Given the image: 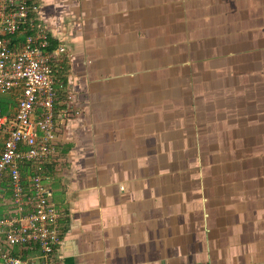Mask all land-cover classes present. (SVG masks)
Masks as SVG:
<instances>
[{
  "label": "crops",
  "instance_id": "0c3cea01",
  "mask_svg": "<svg viewBox=\"0 0 264 264\" xmlns=\"http://www.w3.org/2000/svg\"><path fill=\"white\" fill-rule=\"evenodd\" d=\"M34 1L65 45L51 264H264V0Z\"/></svg>",
  "mask_w": 264,
  "mask_h": 264
},
{
  "label": "built area",
  "instance_id": "2783aa9c",
  "mask_svg": "<svg viewBox=\"0 0 264 264\" xmlns=\"http://www.w3.org/2000/svg\"><path fill=\"white\" fill-rule=\"evenodd\" d=\"M64 52L51 45L36 1L0 0V93H16L14 110L0 113V192L5 184L10 203L0 215V264H30L34 252L46 264L55 259L59 211L44 180L57 145L54 62Z\"/></svg>",
  "mask_w": 264,
  "mask_h": 264
},
{
  "label": "trees",
  "instance_id": "16d2710c",
  "mask_svg": "<svg viewBox=\"0 0 264 264\" xmlns=\"http://www.w3.org/2000/svg\"><path fill=\"white\" fill-rule=\"evenodd\" d=\"M51 45H54V42L51 40ZM0 113H3L2 110L0 111Z\"/></svg>",
  "mask_w": 264,
  "mask_h": 264
}]
</instances>
